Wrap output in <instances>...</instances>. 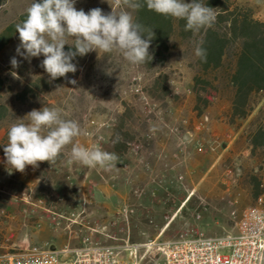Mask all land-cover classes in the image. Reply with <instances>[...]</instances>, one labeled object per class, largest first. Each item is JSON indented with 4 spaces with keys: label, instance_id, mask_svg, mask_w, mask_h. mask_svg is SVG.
<instances>
[{
    "label": "rangeland",
    "instance_id": "1",
    "mask_svg": "<svg viewBox=\"0 0 264 264\" xmlns=\"http://www.w3.org/2000/svg\"><path fill=\"white\" fill-rule=\"evenodd\" d=\"M33 2L6 0L0 7V196L7 200L0 210V252L43 243L76 248L87 238L115 246L120 264H161L162 243L233 234L244 209L264 211V194L253 196L254 183L264 190V148L252 154L247 144L264 119V93L233 125L221 72L207 77V93L200 91L203 99L196 102L193 41L175 33L163 60L150 65L91 51L77 56L75 73L51 80L41 67L43 55L29 61L16 51V25ZM228 4L264 22V0ZM74 6L104 14L116 7L115 0H75ZM69 44L64 47L74 48ZM13 57L19 67L11 65ZM158 75L166 79V97L154 89ZM45 106L78 122L83 134L73 143L115 153L117 167L68 165L71 144L52 165L39 162L24 172L8 165L9 128Z\"/></svg>",
    "mask_w": 264,
    "mask_h": 264
},
{
    "label": "clouds",
    "instance_id": "2",
    "mask_svg": "<svg viewBox=\"0 0 264 264\" xmlns=\"http://www.w3.org/2000/svg\"><path fill=\"white\" fill-rule=\"evenodd\" d=\"M74 5L75 0H34L26 10V19L16 25L20 40L17 54L29 61L43 55L41 67L51 80L75 73L74 58L91 51L118 52L132 65L149 62L152 59L150 43L155 34L136 22L128 9L139 10L146 5L148 10L186 21L185 31L193 33L212 27L217 18L215 9L201 0L191 3L185 0H115L116 7L111 6L109 14H104L100 8L85 13ZM69 38L73 43H68ZM66 44L75 50L65 51ZM195 55L206 61L207 50L198 44ZM10 63L13 68L19 67L15 57ZM26 117L27 122L11 125L4 147L7 163L14 170L24 172L27 166L38 167L39 162L45 161L52 165L70 144L68 165L78 163L104 171L117 167L119 157L115 153L73 143L83 134L82 129L78 122L63 119L58 109L45 106L41 110L33 109Z\"/></svg>",
    "mask_w": 264,
    "mask_h": 264
},
{
    "label": "trees",
    "instance_id": "3",
    "mask_svg": "<svg viewBox=\"0 0 264 264\" xmlns=\"http://www.w3.org/2000/svg\"><path fill=\"white\" fill-rule=\"evenodd\" d=\"M192 1V0H191ZM6 0H0V7ZM38 2H41L39 0ZM215 9L217 18L210 28L199 32L185 31L186 21L164 16L148 10L146 5L133 11V19L154 32L149 53L154 60H163L168 51L169 41L175 33L182 41H193L194 66L198 69L193 76V92L196 102L207 93V77L214 72H221L222 79L230 91L229 123L236 119H245L252 111L253 97L264 93V22L256 20L249 9L230 6L228 0H201ZM26 19V13L21 18ZM201 45L207 50V59L202 61L195 55V48ZM75 50L64 47L65 51ZM77 56L72 61L75 63ZM202 85V88L199 86ZM154 89L161 92V97L170 94L166 79L158 75L154 80ZM212 97L213 95H210ZM207 103V100H204ZM247 144L252 154L264 148V119L259 121L247 136ZM261 182L253 184V196L257 199L264 194ZM7 200L0 196V210L5 208Z\"/></svg>",
    "mask_w": 264,
    "mask_h": 264
},
{
    "label": "built area",
    "instance_id": "4",
    "mask_svg": "<svg viewBox=\"0 0 264 264\" xmlns=\"http://www.w3.org/2000/svg\"><path fill=\"white\" fill-rule=\"evenodd\" d=\"M237 232L182 238L161 244V264H264V211L244 209ZM115 246L83 239L76 248L55 249L48 243L0 252V264H120Z\"/></svg>",
    "mask_w": 264,
    "mask_h": 264
}]
</instances>
